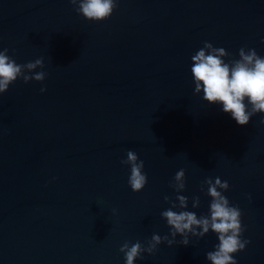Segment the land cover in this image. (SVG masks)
<instances>
[{
    "label": "water",
    "instance_id": "obj_1",
    "mask_svg": "<svg viewBox=\"0 0 264 264\" xmlns=\"http://www.w3.org/2000/svg\"><path fill=\"white\" fill-rule=\"evenodd\" d=\"M116 3L90 22L68 0H0V51L17 64L42 59L32 75L46 73L0 94V264H125V242L173 239L161 213L177 195L207 216L204 181L217 177L248 241L233 259L264 264V115L238 126L194 94L190 71L205 42L225 49L226 63L241 48L264 57V0ZM128 151L147 177L136 193ZM182 239L134 264H209L214 233Z\"/></svg>",
    "mask_w": 264,
    "mask_h": 264
},
{
    "label": "clouds",
    "instance_id": "obj_2",
    "mask_svg": "<svg viewBox=\"0 0 264 264\" xmlns=\"http://www.w3.org/2000/svg\"><path fill=\"white\" fill-rule=\"evenodd\" d=\"M76 5L78 15L86 21L101 22L108 19L117 7L116 0H68ZM7 49L0 51V94L5 93L9 85L17 79H22L25 84L29 81L43 82L44 71L32 73L35 69H43L42 59L26 64H17L7 55ZM230 54L223 48H214L209 42L191 57V77L194 84V94L203 93V101L209 105L221 107L222 112L229 114L238 126H245L250 118L257 113L264 115V57L257 55L254 49L245 51L241 48L238 52L239 59H230L225 62V57ZM41 93L45 91L40 89ZM264 124V120L260 121ZM128 165L130 175L128 185L133 193L141 191L147 181L142 172L144 162L138 160L135 152L128 151L126 160L121 162ZM207 196L210 197L207 216H196L194 212L186 211L188 198L183 195L175 197V203L161 213V218L166 221L171 229L169 235L161 238L153 235L143 247L140 242L129 246L125 242L119 249L124 254L125 264H134L141 253L153 254L157 246L167 242L169 246L174 243L175 237L180 235L181 244L188 245V235L203 237L209 231L218 238L214 251L207 253L209 264H236L233 255L243 251L248 241L240 239L243 229L241 227V212L238 207L230 206L228 199L222 194L228 190V182L220 178L207 179ZM176 193L184 191V171L181 169L174 177L171 185ZM169 203V198H164ZM199 207V198L193 197L192 208ZM180 209L174 211L173 209ZM199 230V231H197Z\"/></svg>",
    "mask_w": 264,
    "mask_h": 264
}]
</instances>
